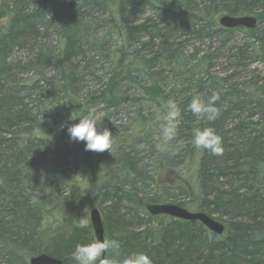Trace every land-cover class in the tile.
<instances>
[{
  "label": "trees",
  "instance_id": "16d2710c",
  "mask_svg": "<svg viewBox=\"0 0 264 264\" xmlns=\"http://www.w3.org/2000/svg\"><path fill=\"white\" fill-rule=\"evenodd\" d=\"M145 11L153 15L140 18ZM223 15H253L257 24L225 28ZM236 30L245 40L226 55ZM192 41L214 50L187 53ZM258 57L264 0H0V264H29L40 253L76 264V244L95 239L91 206L104 238L120 245L112 255L264 264V78H240ZM221 58L231 73H213ZM213 94L215 120L189 110L194 96ZM169 100L180 117L175 138L164 141ZM96 105L113 133L111 153L69 139L72 112ZM109 110L133 115L122 129ZM196 127L215 130L222 155L192 146ZM76 192L77 206H66ZM161 202L216 216L225 233L145 210Z\"/></svg>",
  "mask_w": 264,
  "mask_h": 264
},
{
  "label": "clouds",
  "instance_id": "9594fccd",
  "mask_svg": "<svg viewBox=\"0 0 264 264\" xmlns=\"http://www.w3.org/2000/svg\"><path fill=\"white\" fill-rule=\"evenodd\" d=\"M217 99L216 94L209 97L207 102L194 96L188 107L194 115L213 121L219 115V110L214 106ZM165 107L161 136L164 141H171L177 133L180 110L173 100H169ZM104 117L98 115L94 109H89L77 116H74L72 112L69 120L76 122L67 125L69 139L83 142L85 151L102 153L107 150L111 153L113 133L109 127L103 126ZM191 143L197 150H207L217 156L223 154L221 137L212 127L194 128ZM87 226V219H80L77 224L79 228ZM119 247L120 245L115 239H94L77 243L73 249L72 257L76 264H152L150 256L143 251H132L123 256L110 254L109 250L116 251Z\"/></svg>",
  "mask_w": 264,
  "mask_h": 264
},
{
  "label": "water",
  "instance_id": "95a60500",
  "mask_svg": "<svg viewBox=\"0 0 264 264\" xmlns=\"http://www.w3.org/2000/svg\"><path fill=\"white\" fill-rule=\"evenodd\" d=\"M219 23L225 28H235L238 26L254 28L257 24V19L251 15H223L219 18ZM147 207L152 216L167 215L185 220H198L214 233H221L224 230V225L208 214L204 212H192L179 204L163 203L148 205ZM91 222L96 239H105L103 220L98 209L91 211ZM30 261L32 264H64L63 261L53 259L45 254L33 257Z\"/></svg>",
  "mask_w": 264,
  "mask_h": 264
},
{
  "label": "rangeland",
  "instance_id": "374dc122",
  "mask_svg": "<svg viewBox=\"0 0 264 264\" xmlns=\"http://www.w3.org/2000/svg\"><path fill=\"white\" fill-rule=\"evenodd\" d=\"M151 15H153L152 11H145L139 14L140 18L142 19H145ZM234 34L235 36L229 38V43L227 44V47H226V53H225L226 55L229 54L232 46L241 44L245 40L244 32L240 30H236ZM209 47L210 46L208 45L207 42L192 41L187 44V47H185V50H187V53L198 51L199 54L201 55V54H206L207 52H211L214 50V47H212L211 49ZM15 57H19V55H16ZM228 66L229 65L225 62V59L221 58L220 63L213 68V73L218 74V75H226L228 73H226L225 71L227 70ZM253 74H255L258 78H264V61L262 57L255 58L250 64V66H248L246 69L242 71L240 78L242 81H245L247 78H250L251 75ZM243 117H246V116L244 115ZM234 121L235 122L238 121V118H236L235 116L229 120V123L232 124ZM213 217L216 218V216H213Z\"/></svg>",
  "mask_w": 264,
  "mask_h": 264
},
{
  "label": "bare ground",
  "instance_id": "6f19581e",
  "mask_svg": "<svg viewBox=\"0 0 264 264\" xmlns=\"http://www.w3.org/2000/svg\"><path fill=\"white\" fill-rule=\"evenodd\" d=\"M14 54V53H13ZM12 54V55H13ZM16 56V55H15ZM15 56H13V57H15ZM226 73H231V71H230V69H229V67H227V70L225 71ZM24 76H27V75H24ZM93 82L95 83V80H93ZM2 101V100H1ZM101 108H102V106L101 105H96V106H94L93 107V109L96 111V113L98 114V115H103L105 112L104 111H100L101 110ZM115 110H113V111H111V110H109V111H107V113H110V114H112L111 115V117H110V122H115V121H117V120H119V123L122 125V129L126 126V124L130 121V118L132 117V113L130 112L129 113V111H126V113H129V114H123V113H125V112H116V114H115ZM9 128H11V127H9ZM13 128V127H12ZM140 148L141 149H143V145L141 144L140 145ZM145 154V161L147 162V163H150L152 160H153V158H154V155H152L151 153H149V152H144ZM113 192H115V191H113ZM70 196H69V198L70 199H73L74 200V202L73 201H68L67 203V205L66 206H77V203H76V201L78 200V197H79V192H76V193H72V195L71 194H69ZM75 198H77V199H75ZM109 203V202H108ZM107 203V204H108ZM154 204H163L162 202L161 203H147L146 205H145V210L148 212V213H150L149 212V210H148V205H154ZM174 204H179V205H181V206H183L181 203H174ZM183 207H185V206H183ZM186 208V207H185ZM94 209H98L99 210V208L98 207H96V206H91L90 208H89V210H88V217H89V222H90V225H91V229H92V232H93V234L95 233L94 232V228H93V226H92V222H91V211L92 210H94ZM186 209H188V210H190L189 208H186ZM190 211H192V212H202V211H196V210H190ZM99 212H100V210H99ZM205 213V212H204ZM100 214H101V212H100ZM206 214H208V213H206ZM101 216H102V214H101ZM210 216V215H209ZM211 217H213V216H211ZM214 219H216V220H218L219 222H221L223 225H224V230L221 232V233H214V232H212L210 229H208L205 225H203L208 231H210L211 233H213L214 235H216V236H222L224 233H225V230H226V228H225V223L224 222H222L221 220H219V219H217V218H215V217H213ZM176 219H179V220H184V221H198V220H185V219H180V218H176ZM236 221L237 222H241V220L240 219H236ZM199 222V221H198ZM15 228V227H14ZM36 231H38V229L36 228ZM49 231V233L48 234H50V236L52 235V233H51V230H48ZM2 234H3V232H1ZM94 236H95V234H94ZM12 237H14L13 235H12ZM95 239H96V237H95ZM31 240V239H30ZM41 246L43 247L44 245L43 244H41ZM43 254H45V255H48L49 257H51V258H53V259H57V260H61V261H63V263L65 264V261L63 260V259H61V258H57V257H54V256H52V255H50V254H47V253H40V254H35V255H33V257H36V256H38V255H43ZM32 256H31V258L29 259V264H32L31 263V259L33 258Z\"/></svg>",
  "mask_w": 264,
  "mask_h": 264
}]
</instances>
